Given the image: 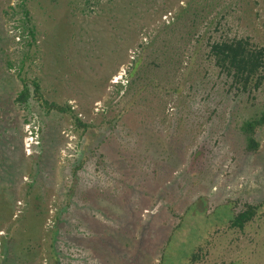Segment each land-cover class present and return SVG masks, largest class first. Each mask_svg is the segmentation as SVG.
<instances>
[{
    "label": "rangeland",
    "instance_id": "1",
    "mask_svg": "<svg viewBox=\"0 0 264 264\" xmlns=\"http://www.w3.org/2000/svg\"><path fill=\"white\" fill-rule=\"evenodd\" d=\"M235 37L264 44V0H0V264H264V215L216 218L264 200V82L207 57Z\"/></svg>",
    "mask_w": 264,
    "mask_h": 264
},
{
    "label": "trees",
    "instance_id": "2",
    "mask_svg": "<svg viewBox=\"0 0 264 264\" xmlns=\"http://www.w3.org/2000/svg\"><path fill=\"white\" fill-rule=\"evenodd\" d=\"M132 1L133 0H128V3ZM24 13L27 15L25 10ZM207 57L211 59L213 65L217 68L218 74L225 76L229 81V88L234 89L236 95L257 90L264 82V44L258 46L254 44L249 37L223 38L209 42ZM22 83L23 87L15 98V102L22 107H24L29 98L32 97L46 113L52 110L71 113L69 106H62L55 102H48L45 100L39 91L37 80L33 79L27 81L22 79ZM29 85L33 88L32 92ZM72 116L77 125L87 127V125L82 123L75 115ZM263 124L264 110L258 117L246 119L241 123L240 129L245 133L246 151H256L258 149L259 142L256 140L255 131ZM262 215H264V200L257 204L245 203L240 211H231L229 215L219 212L216 218H219V220L226 219L228 227L242 230L248 222ZM183 223L184 218L183 215H181L173 231L180 229ZM169 239L170 236L166 238V242H168ZM200 249L201 246L194 249L187 259V264H189V262H196L198 259L197 250Z\"/></svg>",
    "mask_w": 264,
    "mask_h": 264
},
{
    "label": "built area",
    "instance_id": "3",
    "mask_svg": "<svg viewBox=\"0 0 264 264\" xmlns=\"http://www.w3.org/2000/svg\"><path fill=\"white\" fill-rule=\"evenodd\" d=\"M122 71H123V69H122ZM124 74H125V72L122 73V74L119 76V78L122 79ZM117 80H118V78H117V79L115 78V81H117Z\"/></svg>",
    "mask_w": 264,
    "mask_h": 264
}]
</instances>
